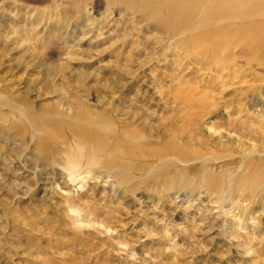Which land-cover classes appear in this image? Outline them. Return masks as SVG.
<instances>
[{"label":"rangeland","instance_id":"obj_1","mask_svg":"<svg viewBox=\"0 0 264 264\" xmlns=\"http://www.w3.org/2000/svg\"><path fill=\"white\" fill-rule=\"evenodd\" d=\"M164 1L0 0V264H264V1Z\"/></svg>","mask_w":264,"mask_h":264},{"label":"bare ground","instance_id":"obj_2","mask_svg":"<svg viewBox=\"0 0 264 264\" xmlns=\"http://www.w3.org/2000/svg\"><path fill=\"white\" fill-rule=\"evenodd\" d=\"M261 1L264 0H214L213 2H211L210 8L212 7L213 11H216L215 13L217 18L221 13L229 12L233 17L247 19L255 17L259 14V11L255 9L253 5ZM164 2L168 4V7H172L173 5L177 6V4H184L186 10L190 13H194L195 6L197 4V6L201 4V0H165ZM215 4L221 5L217 8ZM219 33V30L214 29L206 33L205 35H201L200 39L202 40V42L208 41L218 47L217 38H219ZM234 39H232V42L230 43H233ZM243 40L253 46L262 44V42L260 41V33H251L248 31ZM215 46L213 47L215 48Z\"/></svg>","mask_w":264,"mask_h":264}]
</instances>
